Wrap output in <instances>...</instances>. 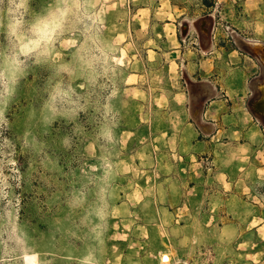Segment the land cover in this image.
Segmentation results:
<instances>
[{"label": "rangeland", "instance_id": "374dc122", "mask_svg": "<svg viewBox=\"0 0 264 264\" xmlns=\"http://www.w3.org/2000/svg\"><path fill=\"white\" fill-rule=\"evenodd\" d=\"M206 9L0 0V264H245L247 252L264 264L262 235L245 231L248 220L264 224V113L245 152L225 132L226 145L194 148L174 99L175 62L206 43ZM209 9L217 42L232 35L250 51L246 0ZM239 156L250 170L223 186L215 171L236 170ZM191 218L211 222L210 244L186 240L199 234L184 228ZM229 224L232 240L220 231Z\"/></svg>", "mask_w": 264, "mask_h": 264}, {"label": "crops", "instance_id": "0c3cea01", "mask_svg": "<svg viewBox=\"0 0 264 264\" xmlns=\"http://www.w3.org/2000/svg\"><path fill=\"white\" fill-rule=\"evenodd\" d=\"M261 2L263 1L246 0L249 33L243 39L251 47L250 51L245 52L239 48L232 35H223L228 39H222L221 44L217 42L214 18L209 12L210 9L207 8V11L204 10L199 17V20L207 19L209 22V28L205 31L206 43H195L193 52H191L193 54L191 61L180 64L181 67L179 62H175L177 75L181 80L179 81L181 91L175 94L179 97H174V99L179 98L178 105L181 114L184 115L187 131L191 135V147H208L207 143L218 147L223 144L219 139V135L223 132L231 133L234 139L235 137L243 138L239 139L237 144L238 148L244 150L243 152L255 144L254 140L250 139V133L256 132L251 122L254 115L264 113V20L261 18L263 14ZM195 37L197 40L200 39V33L196 32ZM230 42H233L234 46L230 47L228 44ZM178 44L174 47L175 49L181 46L180 43ZM219 56L223 57V61L219 60ZM195 155L193 153L190 161L195 160ZM237 159L242 164L239 163L236 170L215 171L217 177L223 179V186L229 184L225 181L229 175L235 174L234 178H236L240 177L243 171L250 170V156H239ZM219 168L217 166L216 170ZM261 169L264 170V167ZM202 174L206 176L205 172H200L195 175V178ZM241 177L238 178L239 181ZM247 223L250 225L246 226L245 231L250 232L254 229L262 235L260 239L264 241V224L253 223V220H248ZM210 226L211 222L189 219L184 228L199 227V234L197 236L190 230L189 235L185 237L186 240L190 245L197 244V240L200 241V246L210 244L207 243V240H211L209 232H213L209 231ZM224 230L229 234L227 237L232 240L231 236L238 233V226L237 224L225 225L220 231L224 232ZM221 239L224 237L222 236ZM230 245L237 251L241 248V243L238 242L232 241ZM245 258L246 263L251 264L248 252ZM233 260L231 257V264H240L234 263Z\"/></svg>", "mask_w": 264, "mask_h": 264}, {"label": "trees", "instance_id": "16d2710c", "mask_svg": "<svg viewBox=\"0 0 264 264\" xmlns=\"http://www.w3.org/2000/svg\"><path fill=\"white\" fill-rule=\"evenodd\" d=\"M201 3L206 8H212L214 6L215 0H201Z\"/></svg>", "mask_w": 264, "mask_h": 264}, {"label": "built area", "instance_id": "2783aa9c", "mask_svg": "<svg viewBox=\"0 0 264 264\" xmlns=\"http://www.w3.org/2000/svg\"><path fill=\"white\" fill-rule=\"evenodd\" d=\"M161 262H162V263H166V262H169V260L165 261V258L162 257V258H161Z\"/></svg>", "mask_w": 264, "mask_h": 264}, {"label": "bare ground", "instance_id": "6f19581e", "mask_svg": "<svg viewBox=\"0 0 264 264\" xmlns=\"http://www.w3.org/2000/svg\"><path fill=\"white\" fill-rule=\"evenodd\" d=\"M162 257H165V261L169 260V257L167 255H163Z\"/></svg>", "mask_w": 264, "mask_h": 264}]
</instances>
